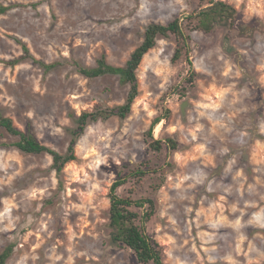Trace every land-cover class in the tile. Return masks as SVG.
<instances>
[{"label":"rangeland","instance_id":"1","mask_svg":"<svg viewBox=\"0 0 264 264\" xmlns=\"http://www.w3.org/2000/svg\"><path fill=\"white\" fill-rule=\"evenodd\" d=\"M219 1L236 9L233 24L190 33L191 68L185 55L172 61L173 38L159 39L137 71L130 115L88 125L59 178L48 155L19 152L0 130V252L14 245L6 264H138L110 243L108 195L120 173L144 164L152 173L118 192L154 200L147 232L165 264H264V0ZM208 2L0 0V111L64 153L70 115L121 105L128 92L73 63L104 55L123 66L147 25L184 24ZM22 45L56 66L45 72ZM157 118L153 138L176 151L148 147Z\"/></svg>","mask_w":264,"mask_h":264},{"label":"trees","instance_id":"2","mask_svg":"<svg viewBox=\"0 0 264 264\" xmlns=\"http://www.w3.org/2000/svg\"><path fill=\"white\" fill-rule=\"evenodd\" d=\"M237 15L236 9L223 1L209 0L208 5L197 13L186 17V23L178 19L166 24H149L145 27L140 44L131 52L123 66H114L106 61L104 55L96 60L93 66H84L74 62L76 73L86 79H97L104 76L117 77L120 83L128 86V92L123 104L113 108H95L92 111H83L80 115H70L74 127L69 130L71 139L67 150L60 153L49 146L42 144L30 129L23 131L19 129L12 118L0 111V130L16 139L11 143L19 152L26 155H48L51 158V169L59 178L64 167L75 160V146L77 139L83 134L86 127L98 121H105L111 117L120 120L126 119L132 106L139 95L137 71L144 56L157 45L159 39L173 38L176 48L173 55V62L180 60L184 55L186 62L192 66L188 58L190 53V33L200 31L210 33L219 25H232ZM226 44V43H225ZM22 49L26 57L39 64L45 72L50 71L56 64H46L36 60L25 45ZM224 49L229 51L231 47L227 44ZM18 60L10 64L15 66ZM162 120L155 119L148 130V147L159 152L165 145L171 151L177 150V144L170 138L154 139L151 132ZM145 169H136L126 175L119 174L113 182L109 191V240L117 247L130 250L138 264H165L163 251L160 245L148 234L147 224L155 214L156 205L153 199H133V192L128 196H121L118 190L124 186L129 179L135 180L138 185L146 176L152 173L146 164L141 166ZM135 188V187H134ZM14 245L11 243L0 252V264H6L13 253Z\"/></svg>","mask_w":264,"mask_h":264},{"label":"water","instance_id":"3","mask_svg":"<svg viewBox=\"0 0 264 264\" xmlns=\"http://www.w3.org/2000/svg\"><path fill=\"white\" fill-rule=\"evenodd\" d=\"M185 106H186V103H183L182 106H181V111H182V113H184V108H185Z\"/></svg>","mask_w":264,"mask_h":264}]
</instances>
